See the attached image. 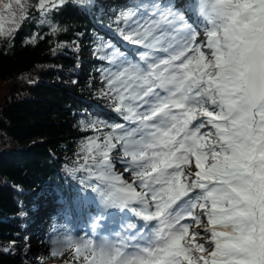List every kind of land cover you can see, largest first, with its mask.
Masks as SVG:
<instances>
[{
	"label": "snow or ice",
	"instance_id": "snow-or-ice-1",
	"mask_svg": "<svg viewBox=\"0 0 264 264\" xmlns=\"http://www.w3.org/2000/svg\"><path fill=\"white\" fill-rule=\"evenodd\" d=\"M68 3L0 0V38L30 10L58 34L49 21ZM114 23L130 47L104 39L94 55L121 122L82 119L95 134L69 170L95 194V238L53 255L68 243L83 264H264V0H129ZM105 214L119 217L114 236L96 233Z\"/></svg>",
	"mask_w": 264,
	"mask_h": 264
},
{
	"label": "trees",
	"instance_id": "trees-1",
	"mask_svg": "<svg viewBox=\"0 0 264 264\" xmlns=\"http://www.w3.org/2000/svg\"><path fill=\"white\" fill-rule=\"evenodd\" d=\"M27 2L35 5L36 0ZM127 3L69 0L49 21L58 26V34H52L47 23L41 25L39 11L30 10L29 22L13 38H0V83L7 85L0 102V264L37 262L10 251L26 236L36 212L31 192H47L38 206L51 215L63 204L72 202L75 208L80 204L84 173L73 175L69 170L82 162L77 156L81 141L95 134L82 131L80 121L112 122L114 116L111 101L99 94L103 89L99 71L105 62L79 57L72 43L96 44L104 37L120 47L114 21ZM9 27L6 24L5 30ZM33 35L35 43H26ZM207 239L202 235L196 241L203 244ZM53 256L59 260H49ZM45 259L39 264H72L73 260L71 255L63 258L52 251Z\"/></svg>",
	"mask_w": 264,
	"mask_h": 264
},
{
	"label": "rangeland",
	"instance_id": "rangeland-1",
	"mask_svg": "<svg viewBox=\"0 0 264 264\" xmlns=\"http://www.w3.org/2000/svg\"><path fill=\"white\" fill-rule=\"evenodd\" d=\"M120 14V13H119ZM118 14V15H119ZM194 14V13H190ZM195 15V14H194ZM196 18V16H195ZM200 18L198 19V21ZM104 37H100L98 39V42L96 44L91 43H82L79 41H74L72 43V47L77 53L79 57L86 56L90 59H95L96 55H94V51L96 49V46L101 43L102 40H104ZM119 45L122 46V49L129 48L130 46L127 45L122 40L119 42ZM105 65L106 64H102ZM101 69L99 71V76L101 77ZM99 85L104 88V82L102 79H100ZM2 83H0V102L2 100V96L5 94L6 86ZM114 115L116 113L114 112ZM117 122H121L120 118L116 115ZM113 163L115 164V171L119 173H123V167L116 162L117 158L119 157L118 152L113 153ZM192 171L195 170L194 167V161L192 164L191 169ZM126 180H131L132 177L130 175L125 174ZM46 191L44 190H36L34 192H31L30 196L35 201V208L37 209L38 204L40 202V199L44 198L46 196ZM98 203L95 201V194L91 193L90 190H86L83 193V199H82V210L80 213H78V216L76 215V212H71L70 214L63 212V214L58 217V214L55 213L53 218H51L48 214V212L41 211L40 215L36 217V221H38L36 224L29 226L28 232L26 230V236L22 237V241L19 243H14L11 246V253L15 255H19L18 251L22 253V255H25L27 257H32L37 260L36 264L42 263L38 262L41 258H46V253L48 249H52L54 246H59L61 242L70 241L73 239L78 238H89V232L91 231V224L94 222L93 217L97 215V209ZM48 209H50L48 207ZM57 214V215H56ZM79 214L82 220H79ZM105 218H107V214H105ZM109 218V217H108ZM119 217H112L110 219L117 220ZM82 226V228H80ZM207 227V221L206 218L202 219V222L196 223V222H190V232H195L197 230H200L203 233V230ZM27 229V228H26ZM38 234H44V238H39ZM201 236H197L196 240H200ZM64 250L61 253L62 255L69 254L71 251L74 253V247L68 243L63 244ZM50 260V259H49ZM48 260V261H49ZM55 260V259H53ZM47 261L46 259L44 262ZM72 264H83V257H81L79 260L71 261Z\"/></svg>",
	"mask_w": 264,
	"mask_h": 264
}]
</instances>
